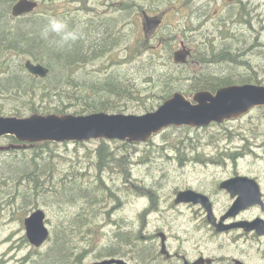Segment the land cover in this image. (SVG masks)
Returning <instances> with one entry per match:
<instances>
[{
    "label": "rangeland",
    "instance_id": "1",
    "mask_svg": "<svg viewBox=\"0 0 264 264\" xmlns=\"http://www.w3.org/2000/svg\"><path fill=\"white\" fill-rule=\"evenodd\" d=\"M17 1L11 0L8 5L0 6V20H4L2 16L6 9L9 10V16L12 18L11 7ZM35 1L38 3V9L16 22L34 19L46 21L45 17L54 16L66 20L70 27L77 26L78 29L89 30V35L92 28H101L103 24L110 27L119 39L123 33L126 35L125 41L115 45L109 55L104 54L103 57L102 54L91 60L96 55L91 57L88 54L85 63L86 71L83 74L98 75L99 79H103L109 71L110 73L113 70L119 73L126 72L134 80L131 83L136 82L144 90L140 100L120 102V105L126 106L128 110L108 114H144L143 111L141 113L137 110L141 107L142 100L153 105L158 100L147 99L148 96L159 95L167 86L172 87L178 83L189 84L167 80L153 89L145 82L148 81V76L138 70L140 63L152 64V73L160 74L168 69L166 64L169 57L172 70L181 74V77H192L194 70L199 68L209 70L211 64L219 63L218 60L208 56L206 65H198L197 57L200 49L210 52L211 47L216 50L221 47L229 48L230 54L232 56L235 54L237 57L239 53H244L246 55L244 59L251 62V67L254 70H261L263 75L259 77L264 86V0H138L139 6H146L152 12L150 15L160 11L169 12L164 18L163 26L157 32L156 41L148 44L147 50H143L140 54L135 38L144 40L141 30L142 18L140 14L131 16L130 10L133 7L131 0ZM85 13L91 16L92 26L83 23L88 18ZM162 38L165 41L161 46H157ZM181 39L182 44H178ZM181 46L189 50L192 48L190 51L193 54L192 58L198 63H189L187 68L175 67L173 53L180 50ZM129 47L132 49L131 58L130 61H125L128 59L125 55ZM102 50L104 46L99 51ZM91 54L93 56V53ZM11 55L14 64L10 66H19L27 59L31 60L28 54L23 56L11 52ZM164 59L166 60L162 63ZM162 65L166 68L163 69ZM227 65L231 67L232 63L229 62ZM10 66H2V71L7 68L6 71L9 70L12 74L19 73V70ZM213 66L215 65L210 68ZM144 67L145 65L140 66L141 69ZM233 70V75L245 74L240 67H233ZM171 78L174 79L173 74ZM1 81L0 77V116L25 118L37 113L29 111L31 106L25 99L24 91L17 93L19 90L5 89ZM56 87L60 89L59 84H56ZM57 88L53 90L56 94L59 93ZM61 90H67L68 93L64 97L71 99L65 105L73 107L80 104L75 100L79 96L74 94L77 91L75 88L72 90L64 87ZM191 97L187 99L191 100ZM53 102L58 104L56 100ZM16 112L21 116L15 115ZM67 112L64 115H75L73 108ZM37 114L48 115L42 112ZM10 143L8 137L0 139V145L7 146ZM103 143L111 148L110 151L114 156L108 161L111 163L107 168L99 170L102 166L94 163L95 151ZM122 144H126L127 148ZM51 152L54 157L52 162L44 163L38 160L40 162L38 172L44 177L38 179L36 176L33 177L37 181L36 189L33 181L26 179L19 181L14 177L19 167L32 163L35 151L27 148L25 151L0 153V264L42 263L43 256L47 254L50 246H44L41 250L30 246L25 239L23 226L24 217L37 209L45 214V224L50 232L47 241L53 244L54 235L70 233L72 223L79 225L85 223L84 227H75V230L80 228L78 229L81 230L80 232L95 234L101 233V227L106 223L105 218L116 219L117 224L134 223V228L136 219L146 217L145 214L150 213L147 203L151 198L158 202L157 207L160 210H154L156 214L150 213L148 222L156 218L164 219L161 215L163 203L174 187L185 185L195 187L200 181L203 189L210 186L214 180L211 175H217L219 178L224 174L225 168L222 164L225 162L222 163L218 159H222L221 156L226 154L245 155V157H237L244 160L240 162V168L247 169L244 166L249 163V168L257 171L256 174L260 176L264 187V107L256 108L238 120L220 125L211 124L196 129L172 127L159 133L147 143L129 145L125 142L102 140L76 144L53 143L48 150H41V157L45 159ZM121 158L123 164L118 161ZM104 186L108 190L106 208H102L96 199L99 198L96 192L98 189L105 190ZM86 189L95 198L88 197L87 206L83 202H78L77 205L80 204L86 209L85 211L77 212L79 209L77 206L69 208L71 212L77 213V215L72 214L67 206L69 203L64 205L62 202L72 198L79 190L81 193L84 192V195H88ZM68 190H71L70 194ZM103 232H109V228H105Z\"/></svg>",
    "mask_w": 264,
    "mask_h": 264
},
{
    "label": "trees",
    "instance_id": "2",
    "mask_svg": "<svg viewBox=\"0 0 264 264\" xmlns=\"http://www.w3.org/2000/svg\"><path fill=\"white\" fill-rule=\"evenodd\" d=\"M10 1L11 0H0V6H6L10 3ZM2 17L4 20H0L1 83L5 89L11 88L19 90L17 93L24 91L25 99L30 103L31 106L29 109L30 112H42V114L55 113L58 115H64L65 113H68L67 110L73 108L75 115H88L99 112L120 113L121 111L128 110L126 106L120 105L122 100H126V102L135 99L140 100V96L144 90H142L136 82L135 84H132L131 81L134 80L126 72L119 73L118 71L113 70V72L110 73L109 71L107 72V76L103 79H99L100 77L98 75L88 76L87 74H83L86 71L85 63L87 62L86 59L88 54L91 55V57L96 55V57L92 58L91 60L100 57L102 54L103 57L109 55L115 45L125 41L126 35L124 33L122 34L121 39H119L106 24H103L101 28H92L90 31L91 35L88 34L89 30L79 29L81 32L80 39L63 48H58L49 42L51 39H53V37H50L49 41H45L40 37V30L43 25L46 24V21L34 19L16 22L17 20H20L24 17L13 19L9 16V10L7 9L3 11ZM78 25L80 26V24ZM75 27L77 28V26ZM92 41H96V43H92ZM135 43L138 46L139 54L143 50H147V44H145L144 40H139L136 37ZM94 46L96 47L94 48ZM102 46H104V50L99 51ZM258 47L260 48L259 45ZM11 52H15L16 54H21L23 56L28 54L31 57V60L35 63H41L45 65L49 69V74L45 79H39L28 74L24 70L22 63H20L19 66H10L11 64H14ZM90 52L93 53V56ZM104 54L106 55L104 56ZM131 54L132 49L129 47L125 55V58L128 59L125 61H130ZM239 54L240 55L238 57L235 54L232 56L230 54L229 48L226 47H221L219 50L211 47L210 52L200 49L198 65H206L208 63L206 61V57L208 56L218 60L219 63L211 64V66H215L212 68H210V66L209 70L206 68L194 70V73L191 77L193 82H190L188 85L178 83L172 87L167 86L159 95L148 96L147 99H156L158 101L153 105H150L147 104L146 101L142 100L140 103L141 107L137 109L138 112H153L166 100L172 97L178 90L181 91L185 97L189 98L195 92L202 90L213 93L217 89L227 86H241L244 84L263 86L259 77L263 75L261 70H254V68L251 67V62L246 58L244 59L246 55L244 53ZM165 60L166 59L162 60L161 62L164 63ZM229 62L232 63L231 67H228L227 65ZM4 65L15 67L17 70H19V73L12 74V72L9 70L6 71L7 68L2 71V66ZM141 65H145V67L141 69ZM166 65L168 69L166 72L160 74H156L155 72L152 73L153 66L150 63H140L138 70L144 72L148 76V81L145 82L153 89H156L158 86H160V84L162 85L167 80L174 82L183 81L184 77H181V74L170 68L171 63L169 61V57L168 63ZM174 66L177 67L176 65ZM233 67L242 68L245 74L233 75ZM162 68L165 69L166 67L162 65ZM170 70H172L173 73ZM22 74L25 76H22ZM171 74H173L174 79L171 78ZM155 79H157L160 83L156 82ZM56 84H59L60 89L56 87ZM64 87L72 88V90L75 88L77 90L74 94L79 96L76 97L75 100H78L80 104L73 107H71L72 105H65V103L71 99L64 97V95L68 93L67 90H61ZM55 88H57V91L59 92L58 94L53 92ZM69 93H71L70 90ZM54 100H56L58 104L53 102ZM51 103L54 104L50 105ZM15 115L21 116L18 112H16ZM8 138L11 140V143H16L13 137ZM52 144L53 143H41L33 146L31 145L29 148H32V150L35 151L34 159L31 161L32 163L19 167V169L16 170L14 177H17L16 179L19 181H23L24 179L31 182L33 181L34 188L36 189L37 181L33 177L36 176L37 179L44 177V175H40L41 173L39 174L38 172V166L40 164L38 160H42L44 163H49L54 160L52 152L48 155V157L43 159L41 157V150H48ZM122 145L123 147L127 148L126 144ZM110 150L111 148L103 143L95 151L94 163L98 166H102V168L99 170L107 168L109 163H111L108 161L112 160L114 153H112ZM118 161L119 163L123 164L122 158ZM106 162L108 163L105 164ZM25 188L28 189L29 187ZM86 191L88 195H84V192L81 193L79 190L75 193L76 195L67 199L66 201H63L62 204L67 205V203H69V205H67L68 209L77 206V208H79L77 212L85 211L86 209H83L80 204H77L78 202H83V204L87 206L88 197L93 196L90 194V191L87 189ZM67 192L70 194L71 190H68ZM107 192L108 190L106 188L105 190L98 189L96 192V194L99 195V198L96 199L102 208H106L107 206ZM71 213L75 214L76 212ZM75 215H77V213ZM85 225V223H83V225L72 223L70 227L72 230L68 234H73L75 231L80 232L81 230L78 229L84 227ZM75 227L80 228L75 230ZM67 243V238L56 235L53 248L49 247L47 249V254L43 256L41 264H61V262L66 258L64 252L67 250Z\"/></svg>",
    "mask_w": 264,
    "mask_h": 264
},
{
    "label": "flooded vegetation",
    "instance_id": "3",
    "mask_svg": "<svg viewBox=\"0 0 264 264\" xmlns=\"http://www.w3.org/2000/svg\"><path fill=\"white\" fill-rule=\"evenodd\" d=\"M131 3V16L141 15L144 42L151 44L156 41L157 32L169 12L150 15L152 12L146 6H139L138 0H131ZM85 15L88 18L83 23L89 26L91 16ZM147 19H151V23L158 20V26L149 29L151 23L147 25ZM164 41L162 38L157 46ZM181 42L182 39L178 44ZM190 55V64L198 63L191 52ZM188 65L176 66L187 68ZM183 81L193 82L191 76H184ZM10 144L18 145L17 142ZM25 149L10 150L8 153ZM237 157L245 155L221 156L222 159L218 160L226 163L222 164L224 174L219 178L211 175L214 180L205 189L201 181L195 187H174L163 203L161 215L164 219L156 218L148 222V215L160 210L158 202L151 198L147 203L150 213L136 219L134 228V223L117 224L116 219L105 218L100 234L77 231L58 234L68 239L64 252L66 258L61 264H264V187L257 171L250 169L249 163L244 166L247 169H241L240 162L244 160ZM236 178L254 180L257 186L242 184L238 187L239 192L234 194L221 187ZM186 191L199 195L200 201L178 200V194ZM105 228H109V232H103ZM44 246L53 248L54 244L47 241L39 249Z\"/></svg>",
    "mask_w": 264,
    "mask_h": 264
},
{
    "label": "water",
    "instance_id": "4",
    "mask_svg": "<svg viewBox=\"0 0 264 264\" xmlns=\"http://www.w3.org/2000/svg\"><path fill=\"white\" fill-rule=\"evenodd\" d=\"M233 1V0H229ZM38 8L34 0H18L11 7V16L20 17ZM151 19H147L150 25ZM153 20L149 29L158 26ZM190 50L184 46L174 52L173 63L186 64ZM27 73L45 79L49 69L27 59L24 62ZM264 107V86L244 84L217 89L214 93L199 91L187 99L182 93H175L153 112L141 115L108 114L104 112L88 115H41L34 113L29 117L0 116V139L13 137L20 145H0V152L25 149L41 143H88L105 140L125 142L129 145L150 142L155 136L168 128H202L211 124H223L237 120L251 110ZM242 184L257 186L254 180L236 178L221 185L232 194L239 192ZM178 200L200 201L201 197L193 192H180ZM237 204V202H236ZM235 204V206H236ZM25 238L30 246L40 248L49 238L50 232L45 224L42 210L33 211L23 220Z\"/></svg>",
    "mask_w": 264,
    "mask_h": 264
},
{
    "label": "clouds",
    "instance_id": "5",
    "mask_svg": "<svg viewBox=\"0 0 264 264\" xmlns=\"http://www.w3.org/2000/svg\"><path fill=\"white\" fill-rule=\"evenodd\" d=\"M46 24L40 30V37L45 41L54 44L58 48H63L76 42L81 37V32L76 27H70L68 22L54 16L45 17Z\"/></svg>",
    "mask_w": 264,
    "mask_h": 264
},
{
    "label": "bare ground",
    "instance_id": "6",
    "mask_svg": "<svg viewBox=\"0 0 264 264\" xmlns=\"http://www.w3.org/2000/svg\"><path fill=\"white\" fill-rule=\"evenodd\" d=\"M25 17V16H24ZM17 19V18H16ZM103 35V34H102ZM99 48V47H98ZM95 50V49H94ZM100 53V52H99ZM190 63V62H189ZM187 65V64H186ZM28 83V82H27ZM24 88V87H23ZM179 91V90H178ZM203 91V90H202ZM215 92V91H214ZM173 95V94H172ZM187 96V95H186ZM93 98V97H92ZM96 98V97H95ZM196 129V128H195ZM6 140V139H5ZM68 144V143H67ZM5 167V166H4ZM5 170V169H4ZM19 174V173H18ZM85 185V184H84ZM122 201V200H121ZM26 239V238H25ZM36 251V250H35ZM66 254V253H65Z\"/></svg>",
    "mask_w": 264,
    "mask_h": 264
}]
</instances>
